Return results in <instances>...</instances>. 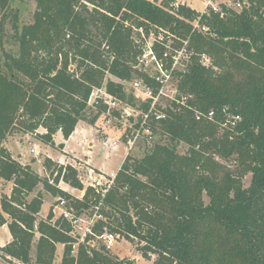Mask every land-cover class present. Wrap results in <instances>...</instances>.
Returning <instances> with one entry per match:
<instances>
[{"label": "trees", "instance_id": "1", "mask_svg": "<svg viewBox=\"0 0 264 264\" xmlns=\"http://www.w3.org/2000/svg\"><path fill=\"white\" fill-rule=\"evenodd\" d=\"M13 1L0 0V177L13 183L0 200V227L8 224L12 235L4 253L24 264H53L61 243V264H136L106 245L84 242L76 251L72 220L52 212L39 217L42 185L75 216L99 215L93 226L99 237L107 228L137 240L142 256L155 255V264H264V0H248L240 10L223 6L224 16L177 0H33V19L23 24ZM137 32L144 34L140 41ZM160 33L164 42L153 46L158 58L169 40L188 54L174 77L178 98H190L175 101L166 119H150L153 145L140 158L127 155L109 187H84L75 166L49 156L42 176L5 146L21 132L62 149L64 143L54 139L58 131L68 139L78 122L95 124L108 111L102 100L89 104L96 88L136 107L123 82L141 79L158 90L137 64L145 40ZM148 108L149 102L139 105ZM196 112L205 118L197 120ZM208 120L225 124L220 136L207 133ZM182 143L185 153L179 151ZM214 154L235 156L241 170L226 171L219 183L208 174L218 163ZM61 180L84 195L60 188Z\"/></svg>", "mask_w": 264, "mask_h": 264}, {"label": "rangeland", "instance_id": "2", "mask_svg": "<svg viewBox=\"0 0 264 264\" xmlns=\"http://www.w3.org/2000/svg\"><path fill=\"white\" fill-rule=\"evenodd\" d=\"M248 3V0H245ZM179 3H190V6L198 11L203 10L204 4L202 0H177ZM13 5L18 7L20 12V17L22 24L31 22L33 19V13L36 8V2L33 0H27L24 2H20L19 0H14ZM189 5V4H188ZM197 26V25H196ZM142 31V30H141ZM142 35H140L138 32L134 34L135 39L140 41L141 36L143 37L144 34L141 32ZM155 35L152 36L151 41H153ZM170 48L168 49L170 53H177V67L182 68L184 66V63L187 60L188 54L185 52V49H179L178 47L174 46V43H176L174 40H169ZM177 44V43H176ZM5 49L15 52V47L10 44L4 45ZM176 50H178L176 52ZM0 57H1V51H0ZM206 64H209L210 62L205 60ZM109 77L115 81H121L120 79L110 76ZM125 85V88L127 92L133 93L137 99V105H139L142 102L143 95L140 91L135 90L130 83L123 82ZM101 90H104V88H101ZM177 91V82L171 81L168 86L165 88L166 95L162 97V104L165 107V110L168 111L169 109L175 108V99L173 97H176L178 92ZM94 98L100 95L101 93L98 91V88L94 89ZM126 106L125 103L118 104L113 108L111 115L107 112L102 114L98 120H97V132L96 135L92 132V139H97V144H95V152L98 154L96 157V160H101L102 157L106 158L104 156V149H103V141L108 140L109 138L112 139H119V148L116 151H113L111 155L108 157L107 160V166L106 168L108 170H113L118 172V166L122 160V156L131 155L132 157H142L148 146L153 145L154 142H152L151 145L146 141L144 135L142 134L136 141L133 143V145L127 144V140L125 138L132 136V126L138 122L139 117V111L134 113V116H125L123 115V108ZM113 111H118V114H114ZM207 133L210 134H217L220 136V134L223 132L225 128V124L222 123H215L212 120H208L204 123ZM41 132H44V129H40ZM94 135V137H93ZM97 136V137H96ZM99 136V138H98ZM103 140V141H102ZM156 140L158 141H164L161 139V136H157ZM5 146L9 148V150L12 152V154L21 160L23 163H31L32 166L42 175L46 176L47 171L45 167L43 166L44 159L49 156L52 159L57 156H61V151L58 148L51 147L48 144H45L38 138H36L34 135L31 134H24L21 132H16L10 135L6 142ZM32 148H36V152H32ZM188 146L184 143L180 144L179 151L181 153H185L187 151ZM63 154V153H62ZM215 160L218 162L217 164L212 165V167L209 169L208 174L213 176L219 183L224 182V174L226 171L237 173L241 170V164L238 161V159L235 158V156L230 158H225L221 156L220 154H214ZM62 159H66V164H72L79 170V176L82 180L84 187H87L93 183L98 182L99 180H96L101 173L100 170L94 169L92 172L90 170V167L85 164V161L82 159L80 160L77 158V156L70 154H64L62 156ZM102 174V173H101ZM104 175V174H103ZM111 176L104 175L103 178H100V186L101 187H109L113 181L110 178ZM95 179V180H94ZM52 181V180H50ZM251 181V173L246 174V176L243 178V182L245 186H248ZM59 187H68L70 190V193L74 195L75 197L81 198L84 194L81 192L80 189L74 188L65 181H60L58 183ZM13 183L11 181H6L3 178L0 177V200L4 195H10L12 191ZM40 189L43 191L44 194V203L42 206V209L39 213L40 218H46L50 212L54 214V217L57 218L60 215H64L65 212H69V217H74V210H69L68 207L65 204H61V200L59 197L53 196L51 193L47 192L42 188V185L40 186ZM84 191V190H83ZM33 196L30 195L29 199H31ZM205 199L208 202V197L205 195ZM0 212L2 211L1 204H0ZM7 217V214H5ZM79 218V221L76 224L74 236L77 238L76 243V251L77 246L79 243H88L93 247L99 248L102 245H105L104 238L99 237L95 232H93V226L96 223V221L99 219V215L97 214H91L90 212H82L81 214L75 216ZM39 234L36 236V239L33 243L32 251H31V257L32 262L35 261V255H36V241ZM92 236L93 239H90L87 241L86 239ZM12 240V235L10 233L8 224H5L0 227V264H24L21 263L18 259L13 258L11 256H8L4 253L2 250V247L6 245L8 242ZM108 248V247H107ZM110 252L118 256L119 258H130L134 259L136 264H155V258L156 256L153 255L151 259H146L142 256L141 252L138 250V241L137 240H129L125 237L121 236L120 234H117L116 242L111 247L108 248ZM63 250L64 245L59 243L57 244V250L55 255V260L53 264H61L62 256H63ZM75 251V252H76Z\"/></svg>", "mask_w": 264, "mask_h": 264}, {"label": "built area", "instance_id": "3", "mask_svg": "<svg viewBox=\"0 0 264 264\" xmlns=\"http://www.w3.org/2000/svg\"><path fill=\"white\" fill-rule=\"evenodd\" d=\"M204 7L202 12H205L206 10H213L215 12H220L221 16H224V8H232L235 10L242 9L247 2L245 0H202ZM201 30L207 31L206 27H202ZM152 34L150 37H148L143 46L142 54L138 57V64L137 68L139 70H142L146 74L149 75V77L152 78L156 86L145 83L141 79H135L128 83L131 84V86L137 90L140 91L143 95L142 102H149V108L147 110H141L139 109V105L136 107H133L131 105L126 104L123 108V115L125 116H134V113L139 111L140 115L142 117V120L139 124V127H135L134 124L132 126V136L126 138L127 144L133 145L135 141L143 134L146 141L149 143V145L154 142L155 135L153 133V130L151 129V126L149 125L150 119L153 121H161L167 118V112L165 110V107L162 104V97L166 95L165 88L168 86V84L171 81H175L174 77V70L177 67V53H170L168 50L170 48L169 41L166 44L167 50L163 54V58H158L156 55V52L154 50V43L156 41L163 43L164 42V36L162 33H160L158 36L155 35L153 41H151ZM178 50H176L177 52ZM205 60L209 61V58L206 57V55L203 56V61L205 63ZM169 61H171V66H168ZM98 91L101 93L98 94L97 97L94 98L95 92L93 91L90 99L89 104L94 106L99 103V100H102L104 103L108 105V111L107 113L111 115L113 108L117 106L118 104L124 103L121 100L115 98L111 94H109L106 89L101 90V88H98ZM178 94L176 97H173L175 101L178 103L186 104L187 98H190L188 95H181V98H178V95H180L178 88L177 91ZM205 114L202 112H196V119L201 120L205 118ZM138 117V119H139ZM207 117L210 119L213 117V112H210ZM239 118V117H236ZM119 139H112L109 138L108 140H105L103 142L104 146L110 147V148H116L119 145ZM32 152H36V148H32ZM116 172L111 173L109 176H111V180L113 181L116 177ZM103 175H100L96 180H99L96 183H93L91 185L100 184V178H103ZM95 180V179H94ZM61 204H65V200L60 201ZM64 216L68 218L69 220H72V223L74 225V228L76 227L77 222L79 221V218L77 217H69V212H65ZM101 238H104L105 245L108 248H111L115 242L117 234L109 231L107 228L104 229V233L100 236Z\"/></svg>", "mask_w": 264, "mask_h": 264}, {"label": "crops", "instance_id": "4", "mask_svg": "<svg viewBox=\"0 0 264 264\" xmlns=\"http://www.w3.org/2000/svg\"><path fill=\"white\" fill-rule=\"evenodd\" d=\"M188 4L190 5V3H188ZM97 125H98L97 121L95 122V124H90L86 121L81 120L80 122H78L76 129L74 130V132L70 135V137L68 139H65L63 136V133L61 131H58L54 135L56 145H58L60 143H64V147L62 149H60L61 156L59 155V156L55 157V159L54 158L53 159L55 161L60 162V163L66 164L65 163L66 159H62V156L64 154H70L71 153L72 155L77 156V158H79L80 160L83 159L85 161V164H87L90 167V170L92 172L94 171V169L100 170L102 174L100 173L99 175L104 174V175L109 176L111 173L116 172L113 170H108L106 168V166H107L106 164H107V160L109 159L108 157L111 155V153L113 151H116L120 145H118L116 148H110V147L104 146V144H103L104 156L106 158L102 157L101 160H99V161L96 160V157L98 156V154H96V152L94 150L96 148L95 144H97L98 141H97V139H92V132L96 135V132L98 130L96 127ZM93 137H94V135H93ZM98 138H99V136H98ZM125 158H126V155L122 156V160L118 166V170L120 169ZM61 188L70 192L69 191L70 189L68 187H61ZM81 192H83L82 194H84L83 190H81Z\"/></svg>", "mask_w": 264, "mask_h": 264}]
</instances>
